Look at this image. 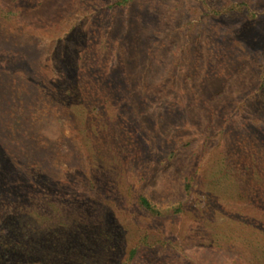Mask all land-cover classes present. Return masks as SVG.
<instances>
[{"label":"rangeland","instance_id":"374dc122","mask_svg":"<svg viewBox=\"0 0 264 264\" xmlns=\"http://www.w3.org/2000/svg\"><path fill=\"white\" fill-rule=\"evenodd\" d=\"M84 54L119 97L96 76L84 100ZM263 71L264 0H0V264H264L216 237L261 201L211 183L244 138L231 180L254 185Z\"/></svg>","mask_w":264,"mask_h":264},{"label":"trees","instance_id":"16d2710c","mask_svg":"<svg viewBox=\"0 0 264 264\" xmlns=\"http://www.w3.org/2000/svg\"><path fill=\"white\" fill-rule=\"evenodd\" d=\"M128 0H124L126 2ZM121 5H124L120 3ZM76 65V73L77 76L80 77V83L79 85L83 86V89L81 90L80 93L83 94L84 100L90 102L93 98L92 95V90L94 87L95 83V78H100V85L102 86L101 88H104V91L110 98L111 96H116L119 97L121 88L118 83V78L115 79V86H113L112 92H109V88H105L104 80L103 78L105 77L104 75V68L102 65H104L102 62L94 64L92 61V56H89L84 54L78 56V62L75 61ZM264 73V71H263ZM124 87H129L130 89L132 87V79L129 78V76L124 78ZM103 82V83H102ZM91 91V92H90ZM107 91V92H106ZM94 93V92H93ZM134 93H130L132 95ZM118 95V96H117ZM122 101V100H121ZM97 108V107H96ZM250 125V130L249 131H254L258 132L262 127H254V124H249ZM228 119L224 121L221 130L218 132V134L221 136L220 138H223L226 134V130L228 129ZM256 130V131H255ZM240 132V131H239ZM243 132V131H242ZM246 135V133H245ZM239 143V145H238ZM247 140L244 138H241L240 141H236V145L231 146L234 147V150L230 151L229 154L221 155L220 158L218 159L217 162H215V168L212 169V177H211V183L212 186H215L216 189L224 190L227 191L226 193H229L231 195H237L238 198L246 197L247 199V193L252 192L254 200H257L259 204V207L264 208V155L259 153L264 152V143L263 142H257L255 152L257 153V157H254V160L251 159V161L255 162L257 164V173H256V178L253 180L254 185L249 186V185H240L238 183L237 179H232L231 180V174L233 172V169L239 165L236 161V157L232 155V153L235 152V150H238L241 148V152L244 151L243 145L247 144ZM259 143V144H258ZM235 144V143H234ZM254 152V153H255ZM236 160V161H235ZM249 166H247L246 170L249 171ZM194 175L189 174L186 177V185H185V190L187 192L193 191V181H194ZM229 181V183H225ZM231 180V181H230ZM223 191V192H224ZM140 207L148 212L150 215L155 216V217H160L162 216V212L154 207L151 202L145 198L141 197L139 200ZM176 213H181L182 209H177L175 211ZM256 214L258 213V218H252L246 216L244 213L237 212L235 214H226L223 215L224 217H221L219 221H217V227L216 229L219 231L217 239H223L225 244H230V243H243L246 248H249L250 250H264V221L259 217L261 215V212H257L255 210ZM215 237V238H216ZM217 240V241H218ZM216 241V242H217ZM134 252V251H133Z\"/></svg>","mask_w":264,"mask_h":264}]
</instances>
